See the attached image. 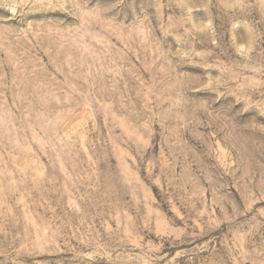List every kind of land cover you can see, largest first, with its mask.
<instances>
[{"label":"rangeland","instance_id":"obj_1","mask_svg":"<svg viewBox=\"0 0 264 264\" xmlns=\"http://www.w3.org/2000/svg\"><path fill=\"white\" fill-rule=\"evenodd\" d=\"M0 264H264V0H0Z\"/></svg>","mask_w":264,"mask_h":264}]
</instances>
